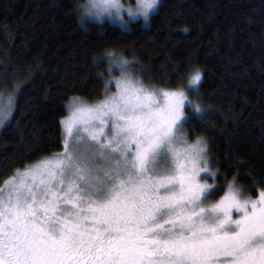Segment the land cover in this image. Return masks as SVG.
<instances>
[{
    "label": "snow or ice",
    "instance_id": "obj_1",
    "mask_svg": "<svg viewBox=\"0 0 264 264\" xmlns=\"http://www.w3.org/2000/svg\"><path fill=\"white\" fill-rule=\"evenodd\" d=\"M151 7L149 0L135 9L120 0L77 5L81 23L106 15L122 27V11L147 19ZM101 60L110 76L119 69L117 91L107 94L109 80L104 100L73 98L61 121L63 151L17 170L0 188V264H264V187L253 199L234 175L214 188L208 141L189 143L183 131L186 103L202 123L204 107L180 85L166 90L134 78L135 62L123 54L105 51ZM201 79L197 70L188 84L198 91ZM14 105L15 93L0 95V126Z\"/></svg>",
    "mask_w": 264,
    "mask_h": 264
},
{
    "label": "trees",
    "instance_id": "obj_2",
    "mask_svg": "<svg viewBox=\"0 0 264 264\" xmlns=\"http://www.w3.org/2000/svg\"><path fill=\"white\" fill-rule=\"evenodd\" d=\"M74 9L70 0H0V95L15 93L0 130V188L17 170L63 151L61 121L73 98H105L101 57L112 51L144 67L152 86L196 92L207 122L191 117L189 141H208L223 187L235 175L237 187L257 197L264 187L253 184L264 181V0H162L148 28L139 22L130 31L80 23ZM197 70L198 91L188 90Z\"/></svg>",
    "mask_w": 264,
    "mask_h": 264
},
{
    "label": "rangeland",
    "instance_id": "obj_3",
    "mask_svg": "<svg viewBox=\"0 0 264 264\" xmlns=\"http://www.w3.org/2000/svg\"><path fill=\"white\" fill-rule=\"evenodd\" d=\"M70 1H72V2L74 3V5H75L74 14L79 18V14H80V13H79V11H78L77 5H78V4H85V3H87V0H70ZM120 2H121V4L123 5L124 9H127V8H129V7H132L133 9H135L136 6H137V0H120ZM161 3H162V0H160L159 7H158L154 12H152L151 17H150V20H151L152 16H154V15L158 12ZM121 15L123 16L124 21H127V23H126L125 25H123V27H122V21H121L120 19L115 18V16H113L112 18H109V17L106 16V15L102 18V20H96L95 18H88V17H86V18L84 19V23H83V24H88V23H91V24H92V23H93V24H104V23H110V24H112V25H115V26H117V27H120L121 29H123V30H125V31H130V30H132V29H133V26H134L136 23H139V22L142 23L143 26H144V27H147V28L151 25V21H150L149 23L145 24V23L143 22V20L140 19L139 17H137V18H135V19L130 18V17L127 15V11H122ZM124 58H125V57H124ZM126 59H127V58H126ZM128 60H129V61H133V62H135L134 67H133V69H132V71H131L130 74H131L134 78H135V77H138L139 79H141V80L144 82L145 85H150V84H148L147 81L145 80L146 77H147V73H146L144 67H142V66H141L137 61H135V60H131V59H128ZM101 64H102L105 68H104V71L100 74V76L102 77V79H104L105 82H107V81H109V80L112 81V83L109 85V92L107 93L108 95H112V94H114V93L117 91L116 88H115V79H118V78H119V76H120V71H119V69L113 67V69H112V75L110 76V75L108 74V67H109V65H108V63H107V60H102ZM150 86H152V85H150ZM187 89L190 90L191 87H190L189 85H187ZM186 94L188 95L189 100L193 101L194 103H197V104H200V105H201V103H200V101H199V99H198V97H197L196 92H194V93H192V94H188V93H186ZM3 96H4V95H3ZM104 99H105V98H104ZM104 99H103V100H104ZM81 101H84V100H81ZM84 102H86V101H84ZM86 103L89 104V105H94V104H96V103H89V102H86ZM201 106H202V105H201ZM14 107H15V105H14ZM71 111H72V106H71V104H70V106H69V113H68V116H67L64 120H66L67 118H69V117L71 116ZM185 112H186V115H188L189 117H195V116H196V114L193 113V112L191 111V109H190V107L188 106L187 103H186V105H185ZM13 113H14V108H13V110H12V112H11L10 118L4 123L3 126H0V130H2V128H3L6 124H8V122L10 121V119H11ZM183 131L186 133V131H185V125H184V129H183ZM189 143H192V142L189 141ZM211 170H212L213 172L216 173V171L213 170L212 168H211ZM203 175H204V174H202V176H203ZM218 178H219V176H218V174L216 173V178H215V180H213V178H212L211 176H209V177L207 178V182H208L209 184H212V185L214 186V188H215V187L224 188V187H223V186L217 181ZM246 194H247L248 196H250L251 198H253V199L256 198V197H252V196L249 195L248 193H246ZM220 198H221V197H220ZM220 198H219V199H220ZM219 199H216V200L218 201Z\"/></svg>",
    "mask_w": 264,
    "mask_h": 264
},
{
    "label": "clouds",
    "instance_id": "obj_4",
    "mask_svg": "<svg viewBox=\"0 0 264 264\" xmlns=\"http://www.w3.org/2000/svg\"><path fill=\"white\" fill-rule=\"evenodd\" d=\"M149 2L152 4V7L147 10V19H145L143 15L139 16V18L142 19L145 24L150 22L151 14L159 7L160 0H149ZM82 23H84V20Z\"/></svg>",
    "mask_w": 264,
    "mask_h": 264
}]
</instances>
